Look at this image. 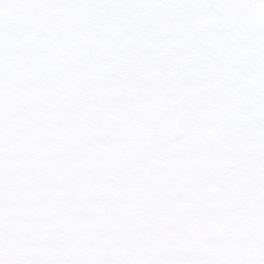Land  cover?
Returning a JSON list of instances; mask_svg holds the SVG:
<instances>
[{"label":"clouds","instance_id":"1","mask_svg":"<svg viewBox=\"0 0 264 264\" xmlns=\"http://www.w3.org/2000/svg\"><path fill=\"white\" fill-rule=\"evenodd\" d=\"M0 264H264V0H0Z\"/></svg>","mask_w":264,"mask_h":264}]
</instances>
